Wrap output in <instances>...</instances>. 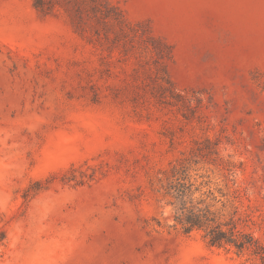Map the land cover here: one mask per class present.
Wrapping results in <instances>:
<instances>
[{
    "label": "rangeland",
    "instance_id": "374dc122",
    "mask_svg": "<svg viewBox=\"0 0 264 264\" xmlns=\"http://www.w3.org/2000/svg\"><path fill=\"white\" fill-rule=\"evenodd\" d=\"M108 1L0 0V264H264V0Z\"/></svg>",
    "mask_w": 264,
    "mask_h": 264
},
{
    "label": "trees",
    "instance_id": "16d2710c",
    "mask_svg": "<svg viewBox=\"0 0 264 264\" xmlns=\"http://www.w3.org/2000/svg\"><path fill=\"white\" fill-rule=\"evenodd\" d=\"M41 0H36V7L42 10ZM95 6L98 7V10L106 17L112 16L109 9H112L113 6L109 3L108 0H92ZM107 5L102 7L100 4ZM100 3V4H99ZM65 179V176L64 178ZM73 178H69L71 180ZM77 184H82L83 181L77 180ZM151 185L154 188L156 185L154 182H151ZM41 186L38 189H41ZM46 187V186H44ZM182 188H179L180 192H185L186 185H181ZM164 196L171 195L173 197H178L181 194H176L166 188V191L163 193ZM181 201V200H179ZM175 207L174 214V227L180 226L185 233H190L194 229H199L203 231V236L211 246H216L220 248H235L237 252L241 253L246 249H253L258 253H262L264 257V246L258 242V239L250 232H247L243 229L238 228L237 223L235 222H225L218 223L207 211H196L194 209L187 208L181 201L179 204L174 200H168Z\"/></svg>",
    "mask_w": 264,
    "mask_h": 264
}]
</instances>
